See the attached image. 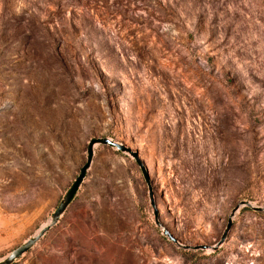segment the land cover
Wrapping results in <instances>:
<instances>
[{
  "label": "rangeland",
  "instance_id": "rangeland-1",
  "mask_svg": "<svg viewBox=\"0 0 264 264\" xmlns=\"http://www.w3.org/2000/svg\"><path fill=\"white\" fill-rule=\"evenodd\" d=\"M102 137L139 152L183 244L263 207L264 0H0V259ZM13 264H264V211L184 249L136 160L98 146Z\"/></svg>",
  "mask_w": 264,
  "mask_h": 264
},
{
  "label": "water",
  "instance_id": "water-1",
  "mask_svg": "<svg viewBox=\"0 0 264 264\" xmlns=\"http://www.w3.org/2000/svg\"><path fill=\"white\" fill-rule=\"evenodd\" d=\"M98 146H109L111 148H115L118 151H121L123 153L130 154L137 162V164L140 166L142 173L144 175V178L148 184L149 187V195H150V201L151 205L154 209V215H155V221L156 224L162 228L163 233L169 237L170 240H172L175 244H177L179 247H182L184 249H207L212 248L214 250H217L220 248V246L225 242L228 233L232 227L233 224V217L235 214L239 211L242 207H250L255 211H264V206H255L251 204L248 201H241L237 206L232 210L227 227L221 237V239L217 242L214 246H207V245H198V246H190L183 244L180 242L172 233H170L159 221V212L156 207L155 199H154V193L152 189V184L150 181V175L148 172L147 167L142 162L139 156L138 151H133L130 147L126 146L123 143L117 142L112 138L109 137H102V138H93L89 141L88 147H87V160L85 164L82 166L78 176L76 177L75 181L73 182L71 188L65 195V197L61 200L60 204L58 205L57 209L54 211V213L51 216V221L41 227L33 236L28 238L23 244L12 250L9 254L4 256L0 259V264H13L15 261L20 259L26 252H28L54 225H56L60 218L63 216L65 211L68 209L70 203L74 199L75 195L77 194L79 188L81 187L87 172L91 168V165L93 163L95 149Z\"/></svg>",
  "mask_w": 264,
  "mask_h": 264
}]
</instances>
